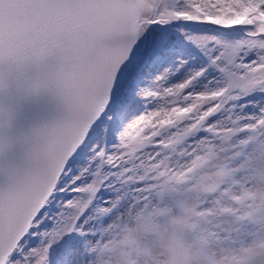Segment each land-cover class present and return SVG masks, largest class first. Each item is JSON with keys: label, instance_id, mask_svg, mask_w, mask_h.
Instances as JSON below:
<instances>
[{"label": "snow or ice", "instance_id": "6c2138e0", "mask_svg": "<svg viewBox=\"0 0 264 264\" xmlns=\"http://www.w3.org/2000/svg\"><path fill=\"white\" fill-rule=\"evenodd\" d=\"M0 264H264V0H0Z\"/></svg>", "mask_w": 264, "mask_h": 264}, {"label": "water", "instance_id": "95a60500", "mask_svg": "<svg viewBox=\"0 0 264 264\" xmlns=\"http://www.w3.org/2000/svg\"><path fill=\"white\" fill-rule=\"evenodd\" d=\"M62 117V111L54 98L42 97L37 101L27 104L16 122V130L27 132L31 129L43 127L57 122ZM10 160H17L13 154Z\"/></svg>", "mask_w": 264, "mask_h": 264}, {"label": "bare ground", "instance_id": "6f19581e", "mask_svg": "<svg viewBox=\"0 0 264 264\" xmlns=\"http://www.w3.org/2000/svg\"><path fill=\"white\" fill-rule=\"evenodd\" d=\"M243 37V33H240L237 38H242Z\"/></svg>", "mask_w": 264, "mask_h": 264}]
</instances>
